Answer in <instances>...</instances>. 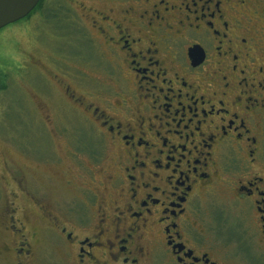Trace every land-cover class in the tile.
Here are the masks:
<instances>
[{
	"label": "flooded vegetation",
	"instance_id": "1",
	"mask_svg": "<svg viewBox=\"0 0 264 264\" xmlns=\"http://www.w3.org/2000/svg\"><path fill=\"white\" fill-rule=\"evenodd\" d=\"M40 2L69 122L30 149L59 178L5 162L0 263L264 264V0Z\"/></svg>",
	"mask_w": 264,
	"mask_h": 264
},
{
	"label": "rangeland",
	"instance_id": "2",
	"mask_svg": "<svg viewBox=\"0 0 264 264\" xmlns=\"http://www.w3.org/2000/svg\"><path fill=\"white\" fill-rule=\"evenodd\" d=\"M62 1L52 0V3L57 6L58 2ZM40 19V16L34 15L27 21L19 20L20 22L17 21L0 29V69L8 75V88L0 91V249L4 238L3 210L7 202L14 200L12 193L18 191L21 184V179L13 180L5 162H17L27 176L32 175L33 172H45L59 178L61 170L56 166H44L35 161L31 158L30 149L35 144H40L41 139L47 140V131L42 125L36 124L41 122L44 116L49 118L50 115L53 129L56 125L62 126L69 122L67 120L69 105L62 96L63 92L56 91L51 82V75H64L67 66L56 62L53 56H67L64 48L74 54L78 45L75 43L64 47V31L70 29L66 22V24L61 21L60 24L48 25ZM71 20L69 24L74 25ZM89 20L88 17L85 22L82 20L88 27L85 29V41L87 39L92 41L89 34L91 26ZM80 48L88 54V57L90 56L88 44ZM69 63L79 65L75 61ZM89 65L86 62V69ZM45 80H48L46 86L37 87L36 83ZM59 143L62 144L63 151L69 146H65V138H59ZM32 181L33 178L26 184ZM21 195H23L22 200L16 201L19 205L30 207L29 197L25 198L24 194ZM26 213L30 215L29 210H26ZM0 264L6 263L4 261Z\"/></svg>",
	"mask_w": 264,
	"mask_h": 264
},
{
	"label": "water",
	"instance_id": "3",
	"mask_svg": "<svg viewBox=\"0 0 264 264\" xmlns=\"http://www.w3.org/2000/svg\"><path fill=\"white\" fill-rule=\"evenodd\" d=\"M40 0H0V29L28 16Z\"/></svg>",
	"mask_w": 264,
	"mask_h": 264
},
{
	"label": "trees",
	"instance_id": "4",
	"mask_svg": "<svg viewBox=\"0 0 264 264\" xmlns=\"http://www.w3.org/2000/svg\"><path fill=\"white\" fill-rule=\"evenodd\" d=\"M44 2V1H43ZM43 2L41 3H39L37 6H36V8L28 15V16H26L25 18H23V19H21V21L22 20H25V21H27V19L29 20L32 16H34L38 11H39V9L41 8V5L43 4ZM51 7L50 6H47L46 7V11L43 9L42 11H44V17L45 18H43V20L45 19V23H48V25L50 24H52V21L54 20V19H56V17H55V12L54 11H52L51 12ZM48 11H50L51 13H48ZM53 13H54V16H52L53 15ZM52 20V21H51ZM20 22V21H19ZM8 88V75H7V73H5V72H3L1 69H0V91H2V90H6Z\"/></svg>",
	"mask_w": 264,
	"mask_h": 264
}]
</instances>
